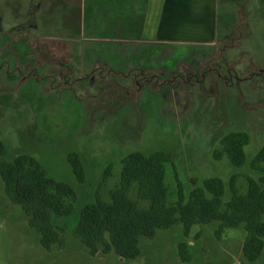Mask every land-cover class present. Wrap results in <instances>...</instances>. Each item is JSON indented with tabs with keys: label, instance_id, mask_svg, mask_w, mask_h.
<instances>
[{
	"label": "rangeland",
	"instance_id": "rangeland-1",
	"mask_svg": "<svg viewBox=\"0 0 264 264\" xmlns=\"http://www.w3.org/2000/svg\"><path fill=\"white\" fill-rule=\"evenodd\" d=\"M233 1L240 5L229 10L231 19L222 17L218 24L219 36H229L224 41L228 44L224 47L226 59L223 62L217 52L212 57H219L215 61L221 60L225 69L233 67L232 73L240 77L262 72L264 0ZM79 8V0H0V62L10 61V69L13 65L21 67L23 62H18V58L26 50V41L43 56L49 46L54 50L59 39L74 38ZM77 44L58 46H66L69 51ZM201 49L171 45L163 53L158 50V57L165 58L156 61L169 65L180 60L195 61L192 54ZM210 56L198 62L202 71L208 64L214 66ZM86 60L91 64L94 61ZM113 60L120 63L119 59ZM113 60H109L111 64ZM83 61L79 59V66ZM31 62L37 66V60ZM145 62L133 59L132 66H145ZM149 64L153 68L159 65L151 60ZM4 70H0V138L5 155L0 161H11L20 155L34 157L47 177L71 185L77 200L72 215L56 221L65 230L64 249L54 247L46 252L21 209L8 201L0 178V264H241L245 260L242 243L246 232L241 227L227 230L220 240L214 235V224L195 227L191 237L197 232L200 236L189 243V263L180 261L177 252V245L183 240L181 226L158 232L152 240L142 239L141 256L133 261L114 255L89 256L73 229L82 208L93 203L97 193L109 201L110 192L119 185L121 159L132 151L172 155L165 172L170 204L177 201L179 192L187 201L191 191L208 178L227 182L236 175V187L244 194V177L258 176L248 163L261 148L264 137V72L259 79L234 82L230 87L215 73L206 75L199 84L193 79L189 83L185 80V85L178 80L163 84L158 75L154 78L157 85H141V90H137L139 85L136 89L131 81L136 74L128 69L120 71L126 77L120 78L102 67L93 71L85 66V74L79 75L73 90L58 91L42 86L48 80L40 73L26 81L17 73L6 76ZM123 100L127 101L117 108ZM230 131H246L250 135L245 147L247 163L242 168L233 167L226 158H213L220 139ZM70 153L78 154L83 161L85 182L81 185L75 181L67 161ZM110 166L111 175L104 180V171ZM130 197L137 201L135 191ZM229 197L226 188L223 200ZM137 202L142 208L147 205Z\"/></svg>",
	"mask_w": 264,
	"mask_h": 264
},
{
	"label": "trees",
	"instance_id": "trees-1",
	"mask_svg": "<svg viewBox=\"0 0 264 264\" xmlns=\"http://www.w3.org/2000/svg\"><path fill=\"white\" fill-rule=\"evenodd\" d=\"M227 16L231 19V14ZM249 142L246 131H230L220 139L213 158H226L233 167L242 168L247 163L245 147ZM4 155L5 145L0 138V158ZM67 161L77 184H83L85 167L80 156L70 153ZM170 162L172 155L162 151H132L121 159L119 185L110 192L109 201L102 200L97 193L95 201L82 208L73 229L87 254L114 255L133 261L141 256L142 239L152 240L158 232L181 226L183 240L178 243L177 252L180 261L189 263V243L200 236L197 232L191 237L192 230L214 224V235L219 240L227 230L243 228L245 262L257 260L264 249V137L261 148L248 163L258 176L244 177V194L236 187V175L227 182L208 178L191 191L187 201L179 192L177 201L170 204L165 184L166 165ZM110 169L111 166L104 171V180L111 175ZM0 178L5 196L21 209L28 227L38 235L41 248L46 252L54 247L64 249L65 230L56 221L72 215L77 200L74 188L47 177L40 163L29 155L1 160ZM226 188L230 197L224 201ZM132 191L137 201L146 202V207L131 199Z\"/></svg>",
	"mask_w": 264,
	"mask_h": 264
},
{
	"label": "crops",
	"instance_id": "crops-1",
	"mask_svg": "<svg viewBox=\"0 0 264 264\" xmlns=\"http://www.w3.org/2000/svg\"><path fill=\"white\" fill-rule=\"evenodd\" d=\"M236 2L79 0V26L69 41L79 43V58H158V50L171 45H213L219 20ZM241 264H264V249L257 260Z\"/></svg>",
	"mask_w": 264,
	"mask_h": 264
},
{
	"label": "flooded vegetation",
	"instance_id": "flooded-vegetation-1",
	"mask_svg": "<svg viewBox=\"0 0 264 264\" xmlns=\"http://www.w3.org/2000/svg\"><path fill=\"white\" fill-rule=\"evenodd\" d=\"M32 20V19H31ZM29 21V23H33ZM36 27V26H35ZM19 37V36H18ZM231 39H233L232 36H230ZM229 38L228 34L222 35L221 37L219 34L217 35V39L214 42L213 45H199L195 47H201L202 49L200 50L201 52H197L192 54V57L195 56L196 59H190L189 62L180 60L177 62H172L170 65H174V71L169 69L170 65L166 63H162V61L158 62L156 59L160 58H165V56H161L158 58H142L141 60H146L145 66H139L134 68L132 66V60L131 58H117L119 59L120 63L114 62L113 59H105V58H79V44L74 41H69V38H64V39H59V43L54 44V50H52V45L49 46V50L46 51L45 55H41L42 52L37 51L36 48H32L31 44L29 41H24L25 42V47L26 50H23V47L21 48L23 51H21V55L18 58V62L21 63L23 62V65L21 67H16L13 65V69H10V61L9 62H0V70L4 68V73L6 76L11 75V73L14 75H21L22 79H25L28 81L29 76H35L38 75L39 73L42 75H45V80L47 79V84H44L42 86H49V88H54L59 90H73L72 86L74 82L79 81V75L85 74V66L90 67L91 70L95 71L99 68H104L106 70H109L115 75H118L120 78H126L124 76H121V70L123 69H128L130 70L133 74H136L134 78L131 79V81H134V84L136 86L139 85V89L141 90L140 86L141 85H146L147 88L149 86L157 85V83H154V78H157L158 75L162 77L163 79V84L166 82L172 84L173 82L176 83L178 81L182 82L185 85V80L188 81V83L192 80L193 83H201L205 80L206 75L209 73H215L216 77L218 79H221L224 84L228 87L232 86L234 82H242L246 80H254L255 78H258L263 74L264 71L262 72H257V73H250L247 76H242L240 77L238 73L233 72L234 68H224L223 62L225 61L226 57L224 56V52L226 49L225 40ZM20 39V38H19ZM29 40V39H28ZM21 40H19L18 44L20 43ZM63 43H75L76 48L73 50H67L66 46L58 44H63ZM226 45V46H225ZM22 46V45H20ZM204 47V48H203ZM225 47V49H224ZM14 49V48H13ZM231 49V48H230ZM229 49V50H230ZM32 50V51H31ZM217 52L220 54V56H223L222 61L221 60H216V58H213L212 55ZM23 53V54H22ZM208 55H211L209 57V60H213L214 66H211L208 64L206 69L202 71V68L199 67L198 62L204 58L208 57ZM226 55V54H225ZM191 57V58H192ZM79 59H84V61L80 64L79 66ZM86 59H93V63H86ZM102 59V60H101ZM208 59V58H207ZM38 61L37 66H34V63L32 64L31 61L35 62ZM100 60V61H99ZM105 60V61H104ZM107 60V61H106ZM109 60H113L112 64ZM154 61L155 63H159L156 68L150 67L149 62ZM221 61V62H220ZM15 62V61H13ZM87 64V65H86ZM111 64V65H110ZM5 65V66H3ZM166 65V66H165ZM41 67V68H40ZM108 67V68H106ZM119 67H124L120 68ZM159 68H161L159 70ZM41 69V70H40ZM201 69V70H200ZM12 70V71H11ZM43 70V71H42ZM128 71V72H130ZM173 71V72H172ZM175 72L177 73V77L175 76ZM80 73V74H79ZM152 76V77H151ZM257 79V80H258ZM178 80V81H175ZM157 82V81H156ZM195 85V84H194ZM123 89H125V86H121ZM159 87V85L157 86ZM159 89V88H158ZM157 89V90H158ZM127 100L119 101L120 104H117V108L121 107V105ZM112 102L118 103V101L113 100Z\"/></svg>",
	"mask_w": 264,
	"mask_h": 264
},
{
	"label": "water",
	"instance_id": "water-1",
	"mask_svg": "<svg viewBox=\"0 0 264 264\" xmlns=\"http://www.w3.org/2000/svg\"><path fill=\"white\" fill-rule=\"evenodd\" d=\"M122 260V259H121Z\"/></svg>",
	"mask_w": 264,
	"mask_h": 264
}]
</instances>
